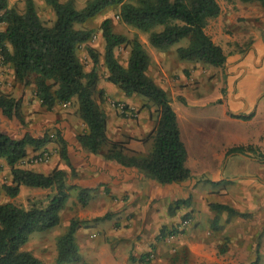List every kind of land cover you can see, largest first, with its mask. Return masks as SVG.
Listing matches in <instances>:
<instances>
[{
	"label": "trees",
	"instance_id": "obj_1",
	"mask_svg": "<svg viewBox=\"0 0 264 264\" xmlns=\"http://www.w3.org/2000/svg\"><path fill=\"white\" fill-rule=\"evenodd\" d=\"M44 1L56 13L51 26L42 21L35 0H25L22 12L10 7L9 0H0V22L5 24V29L0 31V60L3 66L13 70L14 82L22 86L34 84L36 96L48 110H53L58 104L74 103L77 115L86 125V131L79 133L77 138L89 152L126 167H135L162 185L192 177L186 164L188 152L181 138L177 113L167 91L148 74L152 57L143 42L138 36L128 38L116 33L110 18L102 22L107 80L123 93L145 97L157 105L159 118L153 132L154 147L148 154L134 152L125 141H116L109 136L108 114L102 106L104 92L99 90L97 65L100 53L89 43L93 29L78 28L76 24L85 23L110 5H121L119 16L122 21L148 33V40L154 47L167 50L181 39L190 37L187 46L177 48L180 59L224 67L228 56L206 31L208 20L221 13L218 0H88L81 9L76 7L75 0ZM258 1L264 5V0ZM159 26L162 28L157 29ZM84 44L93 61L91 70H86L79 57ZM122 44L131 47L126 65L116 56V49ZM0 111L8 119L17 118L25 123L21 99L10 92L0 91ZM51 142L57 144L59 156L70 167V173L60 165L47 174L19 166L30 147L40 149ZM256 149L253 145L234 146L228 154H248ZM2 159L10 167L12 176L10 182L2 185L9 197H16L22 185L51 189L52 192L47 195L46 203L38 200L29 208L10 201L0 202V264H47L31 251L24 250L23 246L32 233L56 227L61 222V212L70 198L68 176L76 174L68 153V141L58 129L54 137L45 132L40 137L26 133L22 138H15L0 125ZM90 191V188L81 189L78 198L83 205L88 204ZM187 201L176 200V207ZM212 205L218 210H228L230 214L238 213L227 204ZM173 211L174 207H170V212ZM110 215L106 213L95 220L109 218ZM82 223L83 220L73 218L66 232L59 237L56 264L82 260L76 241V233ZM170 233L176 234L178 230ZM249 264H260V258L256 257Z\"/></svg>",
	"mask_w": 264,
	"mask_h": 264
},
{
	"label": "crops",
	"instance_id": "obj_2",
	"mask_svg": "<svg viewBox=\"0 0 264 264\" xmlns=\"http://www.w3.org/2000/svg\"><path fill=\"white\" fill-rule=\"evenodd\" d=\"M218 2L221 6V13L208 20L206 31L217 44L219 41H224L228 47H233L230 50L223 48L228 56L223 68L218 67L219 70L212 73L210 66L199 65L196 67L195 61L175 58V50L172 47L167 50H158L149 46L148 42L143 43L152 57L148 74L167 91L172 100L179 99L186 106L179 110L173 108L177 113L181 138L188 152L187 166L194 164L190 152H192L194 143H197L200 147L208 149L215 148V145L219 146L212 150L215 161L219 163L218 167L213 168L205 164L202 169L195 172L189 167L192 177L182 182L159 184L146 177L135 167H126L115 161L106 160L100 155L84 149L77 135L86 130V125L76 114L75 104L70 102L58 104L53 110H46L36 96L35 87L30 85L22 86L23 88L13 94L16 98L21 99L25 123L22 124L17 118L8 119L0 111L2 129L15 138H22L26 133L40 137L45 132H50V127H57L68 141L69 157L76 169L74 179L70 183L90 189L100 187L99 195L96 196L94 193L92 197H97V203L103 210L113 207L111 211H115L117 216H112L114 218L112 221L130 219L140 222L142 220V223H146V221L162 223L170 203L178 199L191 201L198 196L205 201L206 188L205 191H200L198 186L200 183H197L198 181L194 177L197 172L200 174L210 172L213 175V180L220 185L223 182H236L240 177L232 175L227 178L226 166L223 168L222 165L232 155L228 154V150L241 145L264 148V15L262 14L264 7L262 9L260 2H253L252 5L244 2L236 5H224L222 1L218 0ZM236 14L242 16L237 17ZM240 17L244 19L240 20ZM245 18H252V20L246 22ZM11 71L13 75V70L11 69ZM107 75L108 73H106ZM2 79L4 76L0 75V91L9 92ZM206 82L217 83L215 86L218 89L216 97H212V87ZM13 83L15 84V82ZM110 85L109 81H104L102 87L107 89ZM18 91L20 92L18 93ZM119 96L118 99L128 105L127 113L132 110L136 111L138 121L137 119L125 121L113 109L106 108L108 133L114 140L126 138L128 147L132 151L144 153L142 151L144 150L143 140L154 126V121L150 119V111L144 107L146 101L139 95L130 96L123 92H120ZM216 102L218 104H215ZM171 104L173 103L171 102ZM58 109H65V112L69 113L60 111V113H55ZM215 110L219 114L214 115ZM218 118L221 120L213 122ZM223 121L226 123L224 124ZM114 122L125 126L124 128L118 126L117 132L113 133ZM48 148V145L40 149L30 147L28 155L20 161L19 166L35 171L40 166L51 167L50 162L34 164L29 161L34 153L47 152ZM202 151L207 152L206 149ZM233 154L238 155L237 153ZM53 161L52 167L48 168L46 173H49L57 165L63 167V160L60 158L59 152ZM199 161L205 162L203 159ZM0 164H3L5 168L8 167L4 159L0 160ZM10 177L12 179L11 173ZM252 177V180L247 181L249 186L258 188L260 191L261 184H257L259 178ZM106 189L112 194L110 204H107V200L101 196L103 190ZM222 189L224 190H219L221 194L229 193V191H225L226 187ZM227 197L229 196L227 195ZM247 197H245V201H247ZM251 199L254 200V197ZM143 200H147L148 203L145 205L148 206L144 210L145 216H133L136 210H143L142 205L137 206L138 202ZM163 205H166V209L165 207L163 209ZM206 209L208 216H217L211 210L209 203H206ZM100 216L103 215L94 217ZM130 229L112 227L106 231L97 230L90 234L82 232L83 236L80 231H77L76 241L80 250L83 248L86 255L89 256L87 259L85 257L89 264H118L117 252L123 254L120 251L121 248L123 250L126 247L131 248L134 239L145 234L143 229H140L137 234L131 232L132 229ZM123 237L127 238L123 239ZM95 238H98L97 241H94ZM189 244L192 248L197 246V244L191 245V242ZM224 259L223 257L218 261L224 262ZM125 261H129V256H126Z\"/></svg>",
	"mask_w": 264,
	"mask_h": 264
},
{
	"label": "rangeland",
	"instance_id": "obj_3",
	"mask_svg": "<svg viewBox=\"0 0 264 264\" xmlns=\"http://www.w3.org/2000/svg\"><path fill=\"white\" fill-rule=\"evenodd\" d=\"M87 1L88 0H75L76 7L79 9L83 8L86 5ZM220 1H222L224 5H236L240 2L252 5L253 2H259L258 0ZM35 2L37 5L38 13L44 24L48 26L53 25L56 20V13L53 8L44 0H35ZM259 4L263 9L264 5L261 2ZM9 5L10 7H16L20 12H22L25 8V0H9ZM120 8L121 5H110L96 15L88 18L85 23L76 24V27L93 29V35L89 40V43L93 45L100 53V60L97 65V69L100 73L99 90H102L104 92V101L102 102L103 108L105 110L106 108L113 109L125 121H128L129 119H137L138 121V116H136L135 110H132L129 113H124L123 111L118 109L119 103H122L127 107L128 105L118 99V97H120L119 93L122 91L117 85H114L110 82L111 85L107 89L102 87L104 81H108L106 76L107 69L104 63L105 40L102 35V22L106 18H110L112 21L113 30L116 33L122 34L128 38L138 36L143 43L148 42L149 46H152L155 49L158 48L151 45L148 40V33H144L130 25H127L122 21L119 16ZM262 14L264 15V12ZM236 16L238 17L242 15L236 14ZM243 19L244 18L240 17V20ZM253 19L260 20L256 18ZM250 20H252V18H245L244 21L248 22ZM161 28V26L157 27V29ZM3 29H5V24L0 22V31ZM189 43L190 37H185L181 39L179 43L172 46L173 50H175V58H179L177 48L179 46H187ZM218 44H220L225 50H230L233 48L228 47V44L224 41H219ZM130 48L131 47L129 45L122 44L116 49V56L118 60L124 65L127 64V61L129 59ZM79 57L81 58L86 70H91L93 67V61L86 51V44L81 46L79 50ZM195 62L196 67L199 65H203L204 67L210 66L212 73L215 72V70H219L218 67L206 65L200 61ZM11 73V68L8 66H3L0 60V75L4 76V79H2V81L7 86L6 89L11 94H14L17 92V90H20L23 87L21 84L13 83V75ZM206 84L212 87V97H216L218 94V89L215 87L217 83L213 84L211 82H206ZM30 86L35 87L34 84H31ZM19 92L20 91H18V93ZM168 96L170 101L173 103L172 105L174 108L179 110L186 107L179 99L172 100L170 95ZM97 98L98 100L100 98L99 92L97 94ZM141 98L146 101L144 107L148 108V110L150 111V119L154 121L152 131L147 134L146 138L143 140L144 150L142 151H144V154H148L153 150L154 147L155 133L153 132L156 129L159 113L157 111L158 109L155 103L149 101L145 97L141 96ZM215 104H218V102H216ZM44 108L48 110L46 107ZM59 111L63 113H69L68 111L65 112V109H58L55 113H60ZM217 114H219V112L215 110L214 115ZM220 120L221 119L218 118L213 122ZM223 122L224 124L226 123L225 121ZM118 126L124 128L125 125H118L114 122L112 125L113 133L117 132V130L119 129ZM49 130L50 132L48 133L54 137L57 127L52 126L49 128ZM85 131L86 130H83L82 132ZM125 139L123 138L122 140L116 141H125L128 146V142ZM48 146L49 148L47 149V152L49 154V159L39 163L46 164L50 162V165L52 167L54 157L58 153V147L55 142L54 144L53 142L49 143ZM214 147L215 148L211 149L202 148L197 143H194L192 152H190V154L192 153L191 159L194 160V164L189 165L192 171L195 172L202 169L205 164L213 168L219 166V163L215 161L212 154V150L219 148V146L215 145ZM256 148V150L248 154H232L222 164L223 168L226 166L225 168L227 170L225 174L227 178L231 177L232 175L240 177L237 178L239 180L236 182H223L220 185V183L213 180V175L210 172L207 171L206 173L201 174L197 172L194 177L198 181L197 183H200L198 185L201 189L200 191H205L204 189L206 188V200L204 201L198 196V198H193L191 199V201L187 199L188 201L186 203H182L179 207H176L175 202L170 203L167 207L168 209L166 216L161 214V216H164L165 219L162 223H152V221H146V223H142V220L140 222L130 219L118 222L112 221L114 219L112 218V216H117V213L115 211H111L113 207L111 209L106 208V210H103V208L99 207V203H97V197H92V194L94 193L96 194V196L99 195L98 192H101L100 187L91 189L89 202L87 205H83L79 201L78 195L81 189L85 187L72 185L70 181L74 179V175L70 174L68 176V184L69 186H71L69 188L70 198L65 208L61 212V222L56 227L47 229L45 231H37L32 233L30 240L26 245L23 246V249L31 251L36 256L44 260L47 264H56L58 253V239L63 233L66 232L70 221L73 218H79L83 220L81 227L78 229L81 235L82 232L90 234L96 232L97 230L106 231L112 227H118V229L124 227L126 230L131 228V232H136L135 234H137L140 229H143L142 231L145 234L139 236L138 238H136V240L134 239L132 244L133 248L126 247L124 250L123 248H121L120 251H122L123 254L117 252V256L119 259L118 264H249L250 262L255 260L256 257L260 258V264H264V148ZM205 149L207 150L206 153L202 151ZM38 154L39 153H34L32 156ZM246 157H249L250 159H247ZM201 159L205 160V162H198V160ZM51 167L40 166L36 168V170L46 173V170H48V168L50 169ZM63 167L70 173V167L67 166L64 160ZM10 173L11 172L9 166L5 168L3 164H0V202L10 201L16 205L24 206L25 208H29L33 202H36L38 200L45 203L47 202V195L52 192L51 189L22 185L21 191L16 197L11 198L6 195L2 189V185L3 183L9 182L11 180ZM252 176H257L259 178V182H257V184H261L260 191L258 190V188L255 189L254 187L249 186L247 181L252 180ZM225 187V191H229L228 194L225 193L226 195H224L223 193L221 194V192L219 191L224 190L222 188ZM103 191L104 192L103 194L101 193V196H103V198L107 200V204H110V197H112V194L109 193L108 189ZM227 195L229 197H227ZM246 196H248L247 201H245ZM252 197H254V200L251 199ZM138 203L139 204H137V206L142 205L143 210H136V213L135 215L133 214V216H145L144 210L145 207L146 209L148 207L145 206L148 204L147 200H143ZM206 203L210 204V207L212 208L211 210L214 211L217 216L207 215L208 213L206 209ZM215 203L230 205L236 211H238V213L230 214L228 210L215 209L212 205ZM164 207L166 209V205H163V209ZM170 207H174L173 212H170ZM106 213H110L111 217L95 220L94 216L104 215ZM72 216L75 217L72 218ZM173 230H178V233L171 234L170 232ZM162 231L164 233H162ZM124 238L126 239L127 237H123V239ZM96 239L98 238H95L94 241H97ZM188 242H191V245L197 244V246L192 248ZM80 253L81 257L83 255V258L80 262H71L66 264L85 263L86 259L89 258V256L86 255L83 248H81ZM143 255H146V257L142 258ZM126 256H129L128 262L125 261ZM223 257L225 258L224 262H219L218 259H222Z\"/></svg>",
	"mask_w": 264,
	"mask_h": 264
},
{
	"label": "built area",
	"instance_id": "obj_4",
	"mask_svg": "<svg viewBox=\"0 0 264 264\" xmlns=\"http://www.w3.org/2000/svg\"><path fill=\"white\" fill-rule=\"evenodd\" d=\"M125 107L126 106L124 104H122V103L118 104V109L123 111L124 113L125 112L127 113L128 109L126 110ZM48 159H49L48 152H41L38 155L31 156L29 158V161L32 162V163H39V162H42V161H45V160H48Z\"/></svg>",
	"mask_w": 264,
	"mask_h": 264
}]
</instances>
